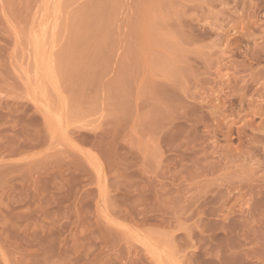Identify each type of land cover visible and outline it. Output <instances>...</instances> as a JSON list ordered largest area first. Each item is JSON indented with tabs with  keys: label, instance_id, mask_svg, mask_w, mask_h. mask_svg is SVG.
Masks as SVG:
<instances>
[{
	"label": "rangeland",
	"instance_id": "1",
	"mask_svg": "<svg viewBox=\"0 0 264 264\" xmlns=\"http://www.w3.org/2000/svg\"><path fill=\"white\" fill-rule=\"evenodd\" d=\"M128 1L0 0V264H264V0H147L138 119L76 117Z\"/></svg>",
	"mask_w": 264,
	"mask_h": 264
},
{
	"label": "crops",
	"instance_id": "2",
	"mask_svg": "<svg viewBox=\"0 0 264 264\" xmlns=\"http://www.w3.org/2000/svg\"><path fill=\"white\" fill-rule=\"evenodd\" d=\"M151 7L147 0H129L117 15L118 23L113 29L115 56L111 65L109 62L104 64L110 65L108 69L111 67V70L109 74L103 71L95 73L90 84L91 94L85 96V101L74 99L73 112L76 117L138 119V103L127 107L124 100L138 98L136 82L139 68L154 56L156 42L161 37V28L153 20ZM103 73L108 75L102 81L100 77ZM125 77H129L130 86L129 92L124 94L122 85ZM149 109L151 115L148 119H160L156 116L155 105Z\"/></svg>",
	"mask_w": 264,
	"mask_h": 264
}]
</instances>
